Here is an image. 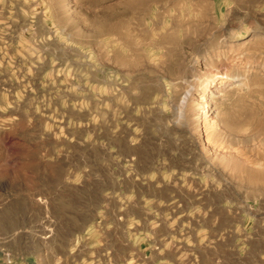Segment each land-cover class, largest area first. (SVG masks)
<instances>
[{
	"label": "rangeland",
	"instance_id": "374dc122",
	"mask_svg": "<svg viewBox=\"0 0 264 264\" xmlns=\"http://www.w3.org/2000/svg\"><path fill=\"white\" fill-rule=\"evenodd\" d=\"M0 264H264V0H0Z\"/></svg>",
	"mask_w": 264,
	"mask_h": 264
},
{
	"label": "bare ground",
	"instance_id": "6f19581e",
	"mask_svg": "<svg viewBox=\"0 0 264 264\" xmlns=\"http://www.w3.org/2000/svg\"><path fill=\"white\" fill-rule=\"evenodd\" d=\"M223 84V83H222ZM221 82H218L217 80L213 79L212 81H210L207 85V88L205 90V92H212L214 95L218 94L217 91H215L218 87H220L221 85ZM189 96V92L187 93V95L184 97V100L182 102V107L184 106V104L186 103V100ZM181 112V111H180ZM182 115V114H181Z\"/></svg>",
	"mask_w": 264,
	"mask_h": 264
}]
</instances>
